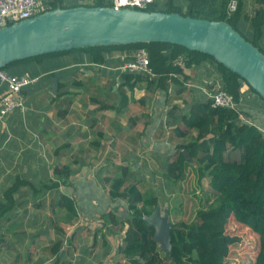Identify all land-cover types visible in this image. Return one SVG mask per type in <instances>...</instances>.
Masks as SVG:
<instances>
[{
  "label": "crops",
  "instance_id": "obj_1",
  "mask_svg": "<svg viewBox=\"0 0 264 264\" xmlns=\"http://www.w3.org/2000/svg\"><path fill=\"white\" fill-rule=\"evenodd\" d=\"M159 2L164 6L167 0H155L157 6ZM132 53L118 50L112 57L126 63ZM101 67L90 64L85 54H67L56 59L45 57L15 67L14 70L24 71L20 75H31V69L36 68L35 81L21 92L23 107L13 110L0 123V183L10 187L16 181H25L20 187L29 190L22 194H30V198L39 201L46 189L38 188L50 180L56 181L57 189H65L68 196L76 194L78 204L72 199L76 216H93L96 220L99 214H105L101 215L102 223L104 219L108 221L109 233L93 228L95 233L100 232L98 239L104 236L106 244L98 242L99 250L91 252V244L78 229L88 226V222L90 226L95 223L80 218V223H74L76 234L70 237L73 246L61 251L64 264H115L118 261L115 254L123 247L124 235L113 245L112 240L120 234L121 228L113 231L112 224H118L108 219L107 214L112 212L114 220L121 215L125 219L126 206L123 201L109 199L106 180L118 176V169L127 168L140 180L138 189L152 194L150 189H157V179L165 178L168 163L176 159V149L197 134L178 116L172 118L173 114L168 113L169 102L177 105L181 114H186L192 104L209 100L206 92L211 84L218 83L216 67L205 62L183 71L186 77L183 85L175 82L176 75L171 74L167 93L148 85L147 75H141V81L133 84L134 80L127 82L121 76L111 75L104 67L100 71ZM17 70L15 75L19 76ZM52 71L56 75H50ZM59 79L77 84L65 91L53 90L54 81L57 84ZM5 90L6 84L0 82V96ZM241 93L240 109L247 111L248 118L264 130V105L251 103L252 95L244 84ZM247 100L251 102H245ZM198 168L194 161L186 168V177H195ZM59 173L66 179V185L61 184ZM29 184L36 189H31ZM126 229L127 224L123 234Z\"/></svg>",
  "mask_w": 264,
  "mask_h": 264
},
{
  "label": "trees",
  "instance_id": "obj_2",
  "mask_svg": "<svg viewBox=\"0 0 264 264\" xmlns=\"http://www.w3.org/2000/svg\"><path fill=\"white\" fill-rule=\"evenodd\" d=\"M228 1L183 0L186 5L184 13L173 7L172 0H167L168 6L165 9H157L158 6L154 1L145 10L179 13L184 17L226 22L264 54V0H251L250 5L254 11L250 15L245 13L243 0H236V10L228 15ZM95 3L97 4L90 6L109 5L103 3L102 0H96ZM76 6H80V4L72 2L63 5L62 1L58 0L49 3V10L56 7ZM138 49H144L148 54L150 68L156 76L151 79L146 76L145 79L148 80V85L154 86L157 90L168 92L167 82L172 77L171 74L176 75L175 82L178 81L183 85L186 80L183 74L184 69L173 63L179 56H182L185 68H194L204 62L209 66H215L216 81L233 98L238 107L242 104L241 88L243 84L254 96L251 100L252 103L260 104L262 102L264 105V101L244 80L217 63L211 56L169 43L86 47L14 61L0 70L17 76L15 75L17 69L14 70V68L23 67L30 61L43 60L45 57L56 59L67 54H85L90 64L104 66L109 69L111 75L114 73V75L121 76L127 82L134 80L133 84H135L141 81V75L121 71L119 67L124 62L114 59L112 51L134 53ZM99 70L103 69L99 68ZM36 71V68L31 69L29 76L33 78ZM17 72L20 75L24 71L18 69ZM50 75L54 76L56 73L52 71ZM75 84L77 83L69 79H59L57 90L65 91ZM241 112L249 117L245 111L241 110ZM168 113L173 114L172 118L178 116L188 129L194 130L197 134L190 142L176 149V159L167 165L165 176L167 184L184 181L186 168L195 161L199 165L198 181L205 177L208 178V186L214 193L216 201L208 208L197 211L194 224L185 221L172 223L173 229L170 233L172 249L167 255L154 241V229L148 227L143 220V217L150 215L154 210L158 204V198L152 194L142 193L137 187L140 180H137L129 169H118V176L106 180L109 199L123 201L126 206L123 225L127 224V229L124 232V244L120 250L125 262L116 264H225L231 248L241 242L240 236L230 235L227 232L230 217L236 223L246 226L257 237L254 264H264V134L255 124L241 122L237 111L213 107L211 100L192 104L186 114H181L179 107L171 101ZM185 152L187 156H185ZM58 176L61 184L66 185V179L61 178V173ZM23 183L26 182L19 180L10 187L1 190L0 247L5 243L2 234L5 221L12 219L14 214L17 215L22 204L27 203L28 199L25 197L27 194L18 193V189ZM29 186L31 189H36L31 184ZM58 187V182L50 180L49 183L43 184L38 189L47 190ZM15 193L16 196L18 195L17 197H14ZM58 204L68 212L66 221H71L73 217H76L75 205L70 196L60 193ZM33 206L40 208V204H33ZM107 216L113 222L119 223L117 218L114 220L115 215L112 212H109ZM118 226L119 229H122L120 224ZM61 229L57 228L58 231ZM101 239H103L102 244H106L104 236ZM62 245V240L58 239L50 247L52 258L55 260L54 264H64L61 262L64 258L61 253Z\"/></svg>",
  "mask_w": 264,
  "mask_h": 264
},
{
  "label": "water",
  "instance_id": "obj_3",
  "mask_svg": "<svg viewBox=\"0 0 264 264\" xmlns=\"http://www.w3.org/2000/svg\"><path fill=\"white\" fill-rule=\"evenodd\" d=\"M138 43H169L209 55L264 101V54L258 48L226 22L163 11L81 5L44 11L0 29V69L58 52ZM143 220L154 229L158 247L169 255L173 229L169 214L157 204Z\"/></svg>",
  "mask_w": 264,
  "mask_h": 264
},
{
  "label": "rangeland",
  "instance_id": "obj_4",
  "mask_svg": "<svg viewBox=\"0 0 264 264\" xmlns=\"http://www.w3.org/2000/svg\"><path fill=\"white\" fill-rule=\"evenodd\" d=\"M91 1L92 0H89L87 2L84 0L82 4H97L89 3ZM243 1L245 13L248 15L253 14L254 8L250 5L251 0ZM171 4L175 9H179L182 13L185 12L186 5L183 0H172ZM167 6L168 4L165 3V5L162 6L161 2H159L157 9H165ZM115 52L116 51H112V53ZM103 67L104 66L101 68ZM183 69H186L184 65ZM253 97L254 96H252V98ZM256 101L258 100L256 99ZM245 102L249 103L251 101L247 100ZM258 103L260 102L258 101ZM260 104H262V102ZM238 109L241 111L240 107H238ZM255 109L259 110V107H255ZM253 115L255 116V114ZM190 169L194 170L192 167H190ZM55 180H57V178H55ZM165 182L167 183L165 178L157 179V189H150V192L158 198V204L163 213H169L171 223L185 221L194 224L197 211L208 208L216 201L214 193L208 186V178L205 177L198 181V171L195 177L188 176L184 181L173 182L169 187H167ZM6 188H8L6 183L1 182L0 195H2L1 190ZM21 188H23V186L18 189V193L20 194L26 193L29 190ZM42 190L43 189H41V191ZM61 191L64 193L65 189H47L46 194L39 201L30 198V194L29 196H25L28 199L27 203L24 205L22 204L17 215L14 214L12 219L6 220L4 228H2L5 243L0 247V264H54L55 260L52 258L50 247L55 241L61 239L63 242L62 249L70 250L71 246H73V243H70V237L75 233L74 223H80L81 219H88L95 223L90 226L88 222V226H80L78 230L82 236L87 237L89 245L91 244L89 247L91 252L99 250L100 246L98 242L102 244L103 240L98 239L99 231L105 229V234H108V229H110L109 226L106 227L108 223L106 219H104L102 223V218L105 214L102 213L103 217L101 216L102 214H99L96 220L93 216L91 218H82V215H77L73 217L71 221H66L68 212L65 208L57 205ZM17 196L15 193L14 197ZM69 196L74 200L75 204H78L79 200H76L75 193H71ZM33 202L40 203V208H33ZM117 219L122 229L120 234L116 236V239L112 240L113 245H116L124 235V217L121 215ZM81 225L83 224L81 223ZM63 226L64 229H61ZM93 227H99V231L95 233V228ZM57 228L61 229V231H58ZM111 229L116 231L119 229V226L112 224ZM227 232L230 235L240 236L241 242L231 248L230 255L225 264H254L257 237L246 226L236 223L232 217H230L227 224ZM115 257H118L117 262H125L120 252L118 254L117 251Z\"/></svg>",
  "mask_w": 264,
  "mask_h": 264
},
{
  "label": "built area",
  "instance_id": "obj_5",
  "mask_svg": "<svg viewBox=\"0 0 264 264\" xmlns=\"http://www.w3.org/2000/svg\"><path fill=\"white\" fill-rule=\"evenodd\" d=\"M58 0H0V29L22 20L32 18L44 11L49 10V3ZM62 4L76 2L81 6L84 0H61ZM87 2L89 0H86ZM155 0H102L103 3L109 4V7L114 9H137L145 10L149 4ZM92 0L89 3H95ZM237 1L229 0L227 4V14L230 15L236 10ZM90 6V5H88ZM177 66L184 65V58L179 56L173 62ZM120 70L139 75H147L149 78L155 77V74L150 68V60L147 52L144 49L136 50L132 55L130 61L124 63ZM35 81L34 78L27 74L20 76H12L0 70V82L6 84L5 92L0 96V123L4 118L17 108L23 107V98L21 92L23 89L29 87ZM208 99L211 100L213 107L232 109L238 112V118L241 122L251 125L254 123L251 119L245 117L239 110L233 98L221 88L220 84L214 83L206 92ZM256 125V124H255ZM257 127H259L257 125ZM262 134L264 130L258 128Z\"/></svg>",
  "mask_w": 264,
  "mask_h": 264
},
{
  "label": "clouds",
  "instance_id": "obj_6",
  "mask_svg": "<svg viewBox=\"0 0 264 264\" xmlns=\"http://www.w3.org/2000/svg\"><path fill=\"white\" fill-rule=\"evenodd\" d=\"M108 7H109V5H108ZM51 10V9H50ZM121 67V66H120ZM120 67H119V69H120ZM122 71V70H121ZM134 74V73H133ZM156 76V75H155ZM210 100V99H209ZM238 106V105H237ZM239 110V109H238ZM241 112V111H240ZM242 113V112H241ZM243 114V113H242ZM244 115V114H243Z\"/></svg>",
  "mask_w": 264,
  "mask_h": 264
},
{
  "label": "bare ground",
  "instance_id": "obj_7",
  "mask_svg": "<svg viewBox=\"0 0 264 264\" xmlns=\"http://www.w3.org/2000/svg\"><path fill=\"white\" fill-rule=\"evenodd\" d=\"M131 219V218H130ZM206 221V220H205ZM203 224V223H202ZM209 224V223H208ZM197 225V224H196ZM207 225V224H206ZM209 226V225H208Z\"/></svg>",
  "mask_w": 264,
  "mask_h": 264
}]
</instances>
